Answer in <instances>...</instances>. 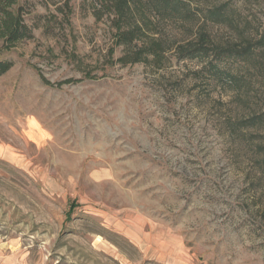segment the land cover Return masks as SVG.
<instances>
[{"label": "rangeland", "instance_id": "1", "mask_svg": "<svg viewBox=\"0 0 264 264\" xmlns=\"http://www.w3.org/2000/svg\"><path fill=\"white\" fill-rule=\"evenodd\" d=\"M188 1L186 28L146 13L133 48L161 41L159 60L123 64L101 0H19L31 37L0 38V264H264V48L218 74L174 54L200 27L256 42L264 0Z\"/></svg>", "mask_w": 264, "mask_h": 264}, {"label": "trees", "instance_id": "2", "mask_svg": "<svg viewBox=\"0 0 264 264\" xmlns=\"http://www.w3.org/2000/svg\"><path fill=\"white\" fill-rule=\"evenodd\" d=\"M18 2L19 0H0V38L6 49L31 37V31L23 20L22 9ZM148 12L153 13L154 17L159 16L180 21L183 28H186L187 24H194V18H196V13L190 10L187 0H101L100 9L96 11L95 15L98 19L104 13L112 15L115 29L114 44L125 48L123 55L118 58L119 62L133 64L147 61L148 56H152L155 61L162 57L161 41H150L151 43L148 45L144 43L133 48L137 46L136 42L139 40L140 34H145L144 30L149 28L147 23L149 17L146 14ZM207 18L215 22L227 19L226 12L217 8L208 11ZM261 48H264V35L254 43L245 41L240 48H235L234 46L215 44L207 32L200 27L193 39H188L176 46L174 54L179 59H196L199 62H204L209 69L213 70L214 74H218L220 69L216 61L221 56H234L246 60ZM11 66V61L0 59V76L7 72ZM41 78L45 83L50 84L44 77ZM227 78L230 84H235L234 75L228 73ZM72 81L73 79H66L58 82L57 85ZM263 115L254 114L239 119L236 123L237 127L239 129L256 128L263 119ZM262 162H264V158ZM261 168L264 170V166Z\"/></svg>", "mask_w": 264, "mask_h": 264}]
</instances>
